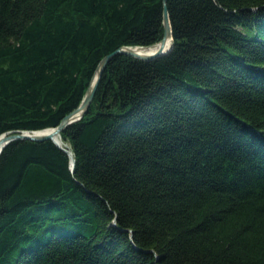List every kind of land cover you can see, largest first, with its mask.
Instances as JSON below:
<instances>
[{"label":"trees","instance_id":"1","mask_svg":"<svg viewBox=\"0 0 264 264\" xmlns=\"http://www.w3.org/2000/svg\"><path fill=\"white\" fill-rule=\"evenodd\" d=\"M170 49L113 55L86 112L0 150V264H264V0H166ZM161 0H0V134L57 125ZM114 221V224H113Z\"/></svg>","mask_w":264,"mask_h":264},{"label":"water","instance_id":"2","mask_svg":"<svg viewBox=\"0 0 264 264\" xmlns=\"http://www.w3.org/2000/svg\"><path fill=\"white\" fill-rule=\"evenodd\" d=\"M166 0H161V22H162V35L160 39L150 46H120L112 52L104 55L96 64L94 72L89 80V83L83 93V96L76 107L66 113L53 127H47L40 130H20L14 132H4L0 134V150L8 142L12 140H29V141H41L50 139L58 148L65 152L69 158V169H73V156L69 150L61 146V144L55 139V136H59V132L70 123L78 120L87 110L89 103L93 97L99 76L103 70L106 62L115 54H125L136 59L148 61L156 58L170 49L171 30L169 25V19L167 15ZM153 47V50L146 51ZM114 224V221H113Z\"/></svg>","mask_w":264,"mask_h":264},{"label":"bare ground","instance_id":"3","mask_svg":"<svg viewBox=\"0 0 264 264\" xmlns=\"http://www.w3.org/2000/svg\"><path fill=\"white\" fill-rule=\"evenodd\" d=\"M150 50H153V47L147 49L146 51H150ZM55 139H57V141L60 143L58 135L55 136ZM60 144H61V143H60Z\"/></svg>","mask_w":264,"mask_h":264},{"label":"rangeland","instance_id":"4","mask_svg":"<svg viewBox=\"0 0 264 264\" xmlns=\"http://www.w3.org/2000/svg\"><path fill=\"white\" fill-rule=\"evenodd\" d=\"M59 137V136H58ZM59 141H60V139H59ZM61 143V142H60Z\"/></svg>","mask_w":264,"mask_h":264}]
</instances>
